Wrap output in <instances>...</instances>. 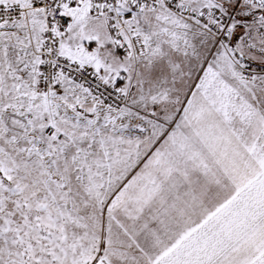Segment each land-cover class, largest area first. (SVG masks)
Instances as JSON below:
<instances>
[{"label": "snow or ice", "instance_id": "1", "mask_svg": "<svg viewBox=\"0 0 264 264\" xmlns=\"http://www.w3.org/2000/svg\"><path fill=\"white\" fill-rule=\"evenodd\" d=\"M0 264H264V0H0Z\"/></svg>", "mask_w": 264, "mask_h": 264}]
</instances>
